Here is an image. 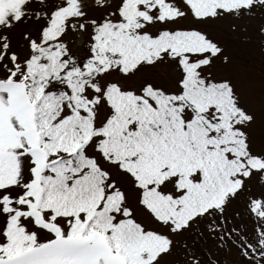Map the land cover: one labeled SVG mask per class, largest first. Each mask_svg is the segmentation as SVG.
<instances>
[{
    "label": "snow or ice",
    "instance_id": "obj_1",
    "mask_svg": "<svg viewBox=\"0 0 264 264\" xmlns=\"http://www.w3.org/2000/svg\"><path fill=\"white\" fill-rule=\"evenodd\" d=\"M0 264H264V0H0Z\"/></svg>",
    "mask_w": 264,
    "mask_h": 264
},
{
    "label": "rangeland",
    "instance_id": "obj_2",
    "mask_svg": "<svg viewBox=\"0 0 264 264\" xmlns=\"http://www.w3.org/2000/svg\"><path fill=\"white\" fill-rule=\"evenodd\" d=\"M230 47L236 57L237 72L242 81H246L248 77L254 76L258 82L262 61L259 46L255 42L246 43L239 38H232L230 40Z\"/></svg>",
    "mask_w": 264,
    "mask_h": 264
}]
</instances>
